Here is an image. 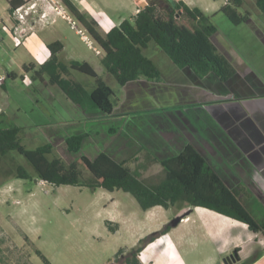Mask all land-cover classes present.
Returning a JSON list of instances; mask_svg holds the SVG:
<instances>
[{
    "label": "rangeland",
    "instance_id": "374dc122",
    "mask_svg": "<svg viewBox=\"0 0 264 264\" xmlns=\"http://www.w3.org/2000/svg\"><path fill=\"white\" fill-rule=\"evenodd\" d=\"M93 1V4L86 3L88 11L85 18L96 21L95 29L101 35L104 33L102 27L108 29L111 23H117L121 18H129L130 10L126 6L128 3L126 1L114 0L121 5L120 9L116 10L110 1L108 3L103 0ZM142 1L148 3L149 0ZM188 1L192 7H198L210 16L211 23L217 28L216 39L227 41L229 37L231 41L232 36L236 35L237 26L219 12L220 7L227 0ZM31 6H34L36 13L30 14V18L26 17L21 24L22 28H19L22 35L13 38L22 41L36 22L37 25L51 24L54 22L49 18L51 14L65 15L69 21L64 17L58 19L54 29L60 35V42L64 46V50L58 54L59 60L65 64L71 60L90 64L113 91L112 100L117 103L121 99V87L114 77L103 69L101 65L103 51L83 26L59 0H25L23 8L27 9ZM161 6H163L162 2ZM243 9L249 12L257 10L253 0H245L244 8L241 7L239 12L243 13ZM160 12L163 13V11ZM42 13L45 19L39 18ZM71 21L74 22V26H71ZM2 22L9 25L7 20ZM2 22L0 20L1 30L4 29ZM78 30L83 32L87 40L77 33ZM0 34L9 43H15L13 38L11 41L5 29L0 31ZM154 48L160 51L153 43H150L143 50V54L150 57ZM4 50L7 52L6 49ZM96 50L100 51L99 55L96 54ZM9 57L3 55V61L7 63ZM15 71L19 73V70ZM42 73V77L47 82L46 72ZM27 76L26 80L18 76L13 83L11 79L6 80L5 87L2 89L6 94L7 107L2 117L20 128V143L26 149L33 150L50 143L43 132L47 124L69 121L76 115L72 109V103L56 85L44 84L40 80L41 75L39 78L31 77L33 72ZM68 77L79 83L86 81L91 85L95 81L94 78L74 70H70ZM83 86L86 88L85 85ZM86 90L90 92L89 89L86 88ZM64 145L65 143L55 144L53 153L48 155V158L60 157L65 163H69L76 161L82 155L81 149L77 153H71ZM17 165L27 170L29 179L12 177ZM78 169L81 179L90 176L81 165ZM137 169L139 176L146 177L147 180L161 174L158 166ZM214 169L220 175L225 168L218 164V166L214 165ZM34 180L33 168L22 156L11 152L9 156L2 159L0 164V264H44L36 255V251L45 256L51 264H96L104 260L111 250L118 251L119 247L131 244L132 239L131 236H127L128 232H137L141 229V227L131 230L123 228L120 234L111 235L104 226L105 220L122 222L128 216L135 217L137 222L141 221V210L135 199L128 193L122 191L109 193L100 188L91 190L69 185L53 187L43 181L37 184ZM237 198L247 210L251 211L258 222L264 223L262 221L264 197L259 199L241 194ZM184 206L187 207V205ZM171 208L168 211L170 217H165L167 220L159 229L165 225L170 226L167 233L176 246L179 259L184 264H225V257L235 248L239 250V260L229 264H252L264 254V236L260 233L254 236V233L242 223L200 207H188L181 212ZM136 212L140 213L139 217L133 215L137 214ZM126 227L128 228V225ZM159 229L150 230L146 236ZM165 246V240L156 239L146 249L145 256L152 260L163 258L161 250ZM122 250V253L128 254L131 249ZM122 253L118 255L119 263L122 262ZM114 258L115 256L112 264L116 263ZM262 262L257 264H263Z\"/></svg>",
    "mask_w": 264,
    "mask_h": 264
},
{
    "label": "crops",
    "instance_id": "0c3cea01",
    "mask_svg": "<svg viewBox=\"0 0 264 264\" xmlns=\"http://www.w3.org/2000/svg\"><path fill=\"white\" fill-rule=\"evenodd\" d=\"M71 1L84 15L88 11L86 3L94 2L93 0ZM103 1L112 2L115 10L120 9L121 5L117 1ZM123 1L128 2L126 6L130 10L128 18L130 19L140 8L139 0ZM182 1L192 7L188 0ZM8 2L9 0H0V20L9 22V25L3 22L2 25L13 41L15 39L11 29L17 25V22L9 13ZM49 18L54 22L47 25H37L36 22L20 43L14 41L15 43L11 44L0 34L2 39L0 79L4 78L0 80L2 111L0 114L2 115H5L7 107L6 94L2 89L6 80L11 79L13 83L18 76L26 80L32 70H36L49 59L50 52L47 45L61 40L54 29L58 19L63 17L51 14ZM123 20L125 19L121 18L117 23H111L108 29L102 27L104 30L102 36ZM3 30L0 28V31ZM215 34L210 38L211 42L234 69V75L228 80L222 82L213 73L199 78L188 68L176 67L162 51L154 48L149 58L160 71L157 81L141 78L120 86L121 99H118L113 112L107 116L98 109L81 110L68 100L73 105L72 109L76 117L57 124H47L43 129L47 140L53 146L63 145L69 135L87 134L80 148L82 155L93 160L103 152L137 173H139L138 167L139 169L160 167L154 162V158L158 160L170 158L180 153L186 145H191L214 171V165L219 164L225 168L220 175L215 172L226 187L236 193V196L244 194L262 199L264 197V178L261 175L264 171V17L257 10L250 12L249 19L237 26V33L232 36L231 41L229 37L227 41L216 39ZM3 55L10 56L7 63L3 61ZM23 67H27L29 71H24ZM15 70H19V73ZM94 71L98 76L97 71ZM40 80L47 84L43 77ZM81 83L90 92L95 87V81L93 85L86 81ZM140 178L147 180L146 177ZM34 181L37 184L39 182L36 178ZM185 207L175 205L173 208L181 212L189 206ZM169 209L160 206L146 211L140 209L142 219L139 222L135 217L128 216L122 222L105 220L104 226L106 221L110 222L111 226L118 225L117 231L113 233L107 229L111 235L120 234L123 228L131 230L141 227L137 232H128L127 236H131L132 239L131 244L118 248L127 251L134 248L150 230H158L167 220L165 217H170ZM136 213L133 215L139 217L140 213ZM262 219L264 221V217ZM259 223L263 224V222ZM157 239L165 240L166 246L161 250L163 258L152 260L145 256L146 249L155 242L153 241L138 254V264H184L179 259L176 246L168 233ZM117 252L111 250L104 260L96 264H112ZM122 254L123 260L126 252ZM176 258L178 260H175ZM260 261L264 264V254L252 264Z\"/></svg>",
    "mask_w": 264,
    "mask_h": 264
},
{
    "label": "trees",
    "instance_id": "16d2710c",
    "mask_svg": "<svg viewBox=\"0 0 264 264\" xmlns=\"http://www.w3.org/2000/svg\"><path fill=\"white\" fill-rule=\"evenodd\" d=\"M258 12L264 17V0H253ZM67 11L83 26L92 39L103 51L101 65L112 75L120 86L137 80L157 81L160 71L156 64L143 54V50L153 43L178 68H188L199 78L213 73L222 82L234 75L230 63L218 53L210 38L217 32L210 16L198 7H190L182 0H149L147 5L139 8L135 16L121 21L102 36L94 26L93 20L85 18L71 0H60ZM161 2L163 6H161ZM9 13L25 3L24 0H9ZM245 0H227L219 9L233 25L246 22L250 12L243 9ZM160 11H163L161 13ZM49 59L33 71V78L46 72L47 83L56 85L62 93L81 110L98 109L104 115H110L116 103L112 100L113 91L95 73L86 62L70 61L62 63L58 54L63 45L55 41L47 45ZM28 72L27 67H23ZM70 70L80 72L95 79L91 92L79 82L69 79ZM0 114V164L11 152L22 156L33 168L37 180L47 185L85 187L91 190H115L131 195L139 208L146 211L160 206L164 209L177 204L200 207L237 221L253 232L264 235V223H259L238 200L236 193L226 187L216 172L191 145H186L180 153L167 159L154 162L160 165L161 174L151 180H142L139 173L132 171L122 162H117L106 153H100L90 160L80 155L76 161L65 163L60 157L48 158L54 150L51 143L43 144L33 150L26 149L19 140L20 128ZM87 134H73L65 138L68 152L80 151ZM84 167L90 174L86 179L80 178L78 166ZM12 177L27 180V170L17 165ZM110 232H115L118 225L105 222ZM170 229L165 225L161 230L139 240L121 263L138 264V254L158 237ZM36 255L44 264H51L39 251Z\"/></svg>",
    "mask_w": 264,
    "mask_h": 264
},
{
    "label": "built area",
    "instance_id": "2783aa9c",
    "mask_svg": "<svg viewBox=\"0 0 264 264\" xmlns=\"http://www.w3.org/2000/svg\"><path fill=\"white\" fill-rule=\"evenodd\" d=\"M34 6H31L30 8L24 9L23 6L22 7H18L16 9L13 10V12L10 14L11 17L14 19V21H16L19 24H22L24 22V20H26V17H29L30 14H35L36 11L33 8ZM139 11V10H138ZM58 14V13H57ZM61 17H64L65 19H67L69 21V19L63 15V14H59ZM40 19H45V15L42 13L39 16ZM71 26H74V22L71 21ZM20 27H18L17 25H14L12 27V35L13 37H19V35H22V31L19 30ZM17 31H19V33H17ZM77 33H79L84 39L87 40V37L85 35H83V32L81 30H78ZM16 43H20L21 41L18 39H15ZM88 44H90V41H88ZM2 46V39H0V47ZM97 55L100 54L99 50L95 51ZM4 78L2 77L0 80L2 81ZM0 113H2V111L0 110Z\"/></svg>",
    "mask_w": 264,
    "mask_h": 264
},
{
    "label": "flooded vegetation",
    "instance_id": "af4514ba",
    "mask_svg": "<svg viewBox=\"0 0 264 264\" xmlns=\"http://www.w3.org/2000/svg\"><path fill=\"white\" fill-rule=\"evenodd\" d=\"M22 6H24V4H22L20 7H22ZM27 18H30V17H27ZM17 26L20 27V28H22V27H21V24H19V23H17ZM234 251H237V253L239 252L238 249H236V248L233 249L232 252H231L230 254H228V256L225 257V261H226L227 264H229V263H234V262H236V261L239 260V256H238V259H237V258H234V257L231 255Z\"/></svg>",
    "mask_w": 264,
    "mask_h": 264
},
{
    "label": "water",
    "instance_id": "95a60500",
    "mask_svg": "<svg viewBox=\"0 0 264 264\" xmlns=\"http://www.w3.org/2000/svg\"><path fill=\"white\" fill-rule=\"evenodd\" d=\"M146 5H147L146 2H143L142 0H139V6H140V8H143V7L146 6ZM261 175H262L263 178H264V171L261 172ZM231 255H232L234 258H237V259H238V253H237V251H234ZM224 263L227 264L226 261H225V259H224Z\"/></svg>",
    "mask_w": 264,
    "mask_h": 264
}]
</instances>
